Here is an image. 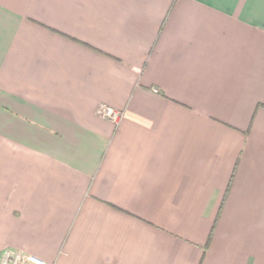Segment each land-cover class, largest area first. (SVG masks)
Here are the masks:
<instances>
[{"label": "crops", "instance_id": "0c3cea01", "mask_svg": "<svg viewBox=\"0 0 264 264\" xmlns=\"http://www.w3.org/2000/svg\"><path fill=\"white\" fill-rule=\"evenodd\" d=\"M4 249L264 264V0H0Z\"/></svg>", "mask_w": 264, "mask_h": 264}, {"label": "built area", "instance_id": "2783aa9c", "mask_svg": "<svg viewBox=\"0 0 264 264\" xmlns=\"http://www.w3.org/2000/svg\"><path fill=\"white\" fill-rule=\"evenodd\" d=\"M96 114L117 125L123 115V111L106 103H100L96 108ZM0 264H50L42 257L13 249H4L0 256Z\"/></svg>", "mask_w": 264, "mask_h": 264}, {"label": "trees", "instance_id": "16d2710c", "mask_svg": "<svg viewBox=\"0 0 264 264\" xmlns=\"http://www.w3.org/2000/svg\"><path fill=\"white\" fill-rule=\"evenodd\" d=\"M157 91V90H156Z\"/></svg>", "mask_w": 264, "mask_h": 264}]
</instances>
